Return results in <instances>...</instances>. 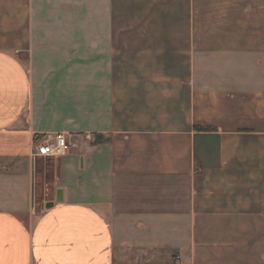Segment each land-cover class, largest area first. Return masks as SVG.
<instances>
[{
  "label": "crops",
  "instance_id": "0c3cea01",
  "mask_svg": "<svg viewBox=\"0 0 264 264\" xmlns=\"http://www.w3.org/2000/svg\"><path fill=\"white\" fill-rule=\"evenodd\" d=\"M0 264H264V0H0Z\"/></svg>",
  "mask_w": 264,
  "mask_h": 264
},
{
  "label": "built area",
  "instance_id": "2783aa9c",
  "mask_svg": "<svg viewBox=\"0 0 264 264\" xmlns=\"http://www.w3.org/2000/svg\"><path fill=\"white\" fill-rule=\"evenodd\" d=\"M75 146V142L64 132L46 134L43 139L35 143L32 156H62L69 148Z\"/></svg>",
  "mask_w": 264,
  "mask_h": 264
}]
</instances>
